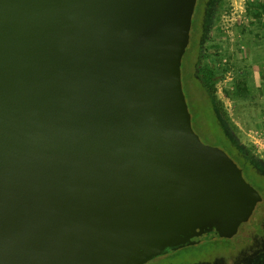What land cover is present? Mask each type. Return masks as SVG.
Segmentation results:
<instances>
[{
    "label": "water",
    "instance_id": "1",
    "mask_svg": "<svg viewBox=\"0 0 264 264\" xmlns=\"http://www.w3.org/2000/svg\"><path fill=\"white\" fill-rule=\"evenodd\" d=\"M197 0H0V264H146L263 197L192 125Z\"/></svg>",
    "mask_w": 264,
    "mask_h": 264
},
{
    "label": "rangeland",
    "instance_id": "2",
    "mask_svg": "<svg viewBox=\"0 0 264 264\" xmlns=\"http://www.w3.org/2000/svg\"><path fill=\"white\" fill-rule=\"evenodd\" d=\"M257 1L197 0L190 42L182 59V83L191 116L198 110L215 129L216 135L222 136L216 120L209 115L210 103L197 73L199 67L214 69L213 82L221 103L219 115L224 127L240 147L251 152L255 163L264 170V155L258 153L248 134L249 128L253 127V121H250L252 102L263 98L260 94L250 95L248 83L251 81L253 87H264V17L256 18L249 11L251 4ZM195 39L201 52L196 56L193 53ZM192 118L193 128L202 141L227 152L220 140L208 138L204 128ZM222 140L227 139L223 137ZM244 176L263 197L260 184H264V176L256 178L246 173ZM263 217L264 206L258 204L251 218L260 220ZM263 237L249 239L253 242L236 249L237 240L244 238L238 230L231 238L202 241L169 253L175 254L174 257L164 258L166 254L146 264H264Z\"/></svg>",
    "mask_w": 264,
    "mask_h": 264
},
{
    "label": "trees",
    "instance_id": "3",
    "mask_svg": "<svg viewBox=\"0 0 264 264\" xmlns=\"http://www.w3.org/2000/svg\"><path fill=\"white\" fill-rule=\"evenodd\" d=\"M249 11L256 18L264 17V0H258L257 2L251 4ZM197 44L198 41L195 39V44L193 49V53L195 52L194 56H196L197 52L198 53L200 52ZM197 73L200 77L199 79L203 86V89L206 92L205 94L206 98L210 103L211 111L209 112V115H212L213 119L216 120V124L220 128V132L222 136L216 135L215 129L212 127V125L209 124V122H207L206 117L200 114L198 110H195V112L192 115L194 117L195 123L200 127L204 128V133L208 138H210L211 140L218 139L220 140V142H222L224 147L228 149L227 152L242 169L243 174L246 173L248 176L256 177V178L259 177L260 175L264 176V173H262L264 172V170L262 169L261 166L255 163V159L251 155V152H249V150L246 148L240 147L239 143L230 136V134L227 132L226 128L224 127L223 120L220 118L219 115L220 114L219 106L221 103L218 100L217 89L215 83L213 82L214 69L199 67ZM223 137H225L227 140H222ZM260 189L261 191L264 192V184L263 185L260 184ZM259 204L260 206H264V194H263V199ZM239 231L241 235H244V238L243 239L239 238L237 240L236 242L237 244L234 247L236 249L238 247H242L243 245H248L249 243L253 242V241H249V239L252 238L261 239L264 236V217L260 220L255 218H250L249 221L241 224ZM174 255L175 254H168L164 256V258L174 257Z\"/></svg>",
    "mask_w": 264,
    "mask_h": 264
},
{
    "label": "crops",
    "instance_id": "4",
    "mask_svg": "<svg viewBox=\"0 0 264 264\" xmlns=\"http://www.w3.org/2000/svg\"><path fill=\"white\" fill-rule=\"evenodd\" d=\"M261 78V77H260ZM258 79V78H257ZM253 81V80H252ZM264 85V84H263ZM256 86V85H255ZM264 87H253L251 81L248 83V90L250 95H263L261 101L255 100L252 102L251 114L253 121V127H250L248 133L250 135V140L255 144L258 153L264 155ZM255 89V90H254Z\"/></svg>",
    "mask_w": 264,
    "mask_h": 264
},
{
    "label": "flooded vegetation",
    "instance_id": "5",
    "mask_svg": "<svg viewBox=\"0 0 264 264\" xmlns=\"http://www.w3.org/2000/svg\"><path fill=\"white\" fill-rule=\"evenodd\" d=\"M259 203H261V202H259ZM259 203H258V204H259ZM252 215H253V214H252ZM160 257H161V256H160ZM158 258H159V257H158ZM156 259H157V258H156ZM260 259H261V258H260Z\"/></svg>",
    "mask_w": 264,
    "mask_h": 264
},
{
    "label": "built area",
    "instance_id": "6",
    "mask_svg": "<svg viewBox=\"0 0 264 264\" xmlns=\"http://www.w3.org/2000/svg\"><path fill=\"white\" fill-rule=\"evenodd\" d=\"M234 10H235V7H234ZM232 13H233V11H232Z\"/></svg>",
    "mask_w": 264,
    "mask_h": 264
}]
</instances>
